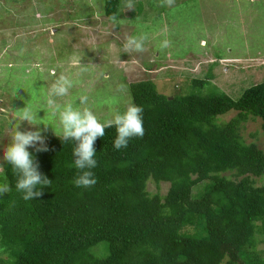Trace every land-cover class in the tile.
I'll use <instances>...</instances> for the list:
<instances>
[{
    "label": "trees",
    "instance_id": "16d2710c",
    "mask_svg": "<svg viewBox=\"0 0 264 264\" xmlns=\"http://www.w3.org/2000/svg\"><path fill=\"white\" fill-rule=\"evenodd\" d=\"M104 2L109 17L121 0ZM192 82L201 89L207 81ZM129 89L143 108L145 134L118 151L115 126L105 129L94 143L93 187L73 183L79 173L75 141L28 150L52 181L30 201L16 191L18 177L5 163L2 176L10 191L0 196V253H6L0 261L221 264L227 254L224 264H264L256 247L257 230L264 233V185H256L264 174V149L241 133L251 117L262 120L264 132V80L237 99L221 91L166 94L152 79L130 82ZM230 110L237 114L222 121L220 115ZM150 179L170 187L152 193ZM204 181V191L195 196L194 187ZM103 241L99 257L93 248Z\"/></svg>",
    "mask_w": 264,
    "mask_h": 264
},
{
    "label": "rangeland",
    "instance_id": "374dc122",
    "mask_svg": "<svg viewBox=\"0 0 264 264\" xmlns=\"http://www.w3.org/2000/svg\"><path fill=\"white\" fill-rule=\"evenodd\" d=\"M134 2L135 10L119 8L120 22L114 25L104 12V0H0V184H6L3 155L15 130H36L19 119L25 107L36 113L38 123L47 125L46 130L38 125L46 145L61 139L58 113L53 116L46 103L60 75L73 86L67 96L55 97L56 103L88 107L101 123L134 104L129 89L133 81L152 79L160 92L174 94L190 89L192 78L206 79L204 87L190 90L221 91L237 99L264 80V0H175L172 7L158 6L159 0ZM142 33L148 35L146 50L124 53V38ZM164 39L171 45L161 51ZM77 61L88 71L80 73ZM119 84L126 85L122 93L116 91ZM85 94L88 102L81 105L78 97ZM236 114L230 110L220 119L228 121ZM241 133L246 142L264 149L260 118L244 122ZM207 182L194 187L195 196ZM256 185H264V174ZM169 187L170 182L148 181L152 193L165 194ZM256 239L264 255V233L259 229ZM105 245L103 241L93 248L97 256H103L99 252Z\"/></svg>",
    "mask_w": 264,
    "mask_h": 264
},
{
    "label": "clouds",
    "instance_id": "9594fccd",
    "mask_svg": "<svg viewBox=\"0 0 264 264\" xmlns=\"http://www.w3.org/2000/svg\"><path fill=\"white\" fill-rule=\"evenodd\" d=\"M175 0H159L158 6L172 7ZM119 8L124 10H135L134 0H121ZM120 11L112 13L108 19L112 24H118L120 20L117 15ZM148 40V35L142 33L140 35H129L124 38L122 50L124 53H142L145 49V43ZM171 42L164 39L159 44V49L162 51L169 48ZM24 49L20 50L23 54ZM80 73L88 71V67L81 64L80 61L76 62ZM55 75V73H52ZM101 75H103L101 73ZM72 81L64 75L56 77L51 84L48 91L47 106L51 109L52 115L58 113L59 123L61 126V135L58 136L63 141H75L73 149L74 167L79 170L77 177L73 183L76 187L85 189L93 187L97 183L92 169L97 167V160L94 158L96 155L94 143L98 137L105 135V129L115 126L116 138L113 147L116 150H121L128 147V143L132 138H143L145 129L143 126V108L135 104H129L126 110L116 112L113 118L108 119L101 123L94 112L88 108H76L72 103L65 106L56 103L55 97H65L69 94L72 87ZM126 90L125 84L117 85V92H124ZM89 97L81 95L78 97L79 104L86 105ZM21 121H26L29 125L36 127L34 131H18L15 130L11 137V143L7 145L4 150L3 159L7 161L16 174L17 182L15 185L16 191L21 193L24 201L33 200L35 197L43 195L42 188L51 186L50 181L39 171V163L34 160L32 154L28 151L29 147L35 149L36 152L48 151L45 143V137L38 125L44 124L45 129L47 125L43 122H37V115L30 108L25 107L20 115ZM10 188L7 184H0V196L8 193ZM228 259L225 254L224 261ZM224 261L221 264H224Z\"/></svg>",
    "mask_w": 264,
    "mask_h": 264
}]
</instances>
